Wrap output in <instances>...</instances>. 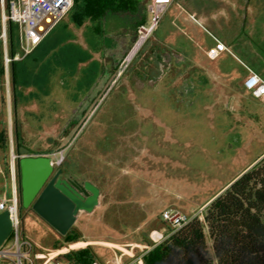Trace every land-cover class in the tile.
Instances as JSON below:
<instances>
[{
	"label": "rangeland",
	"instance_id": "374dc122",
	"mask_svg": "<svg viewBox=\"0 0 264 264\" xmlns=\"http://www.w3.org/2000/svg\"><path fill=\"white\" fill-rule=\"evenodd\" d=\"M175 13V6L170 4L120 74V67L115 73L108 61L100 60V90L94 87L90 91L94 99L78 108L76 125L67 134L63 130L77 108L72 101L81 94L73 87L98 82L95 74H87L91 64L86 62V55L76 59L84 62L78 69L81 72L76 70V85L70 82L71 76L69 82L52 80L45 89L41 81L40 89L30 90L37 96L18 101L14 114L11 87L7 97L2 85L5 104L0 129L6 131L8 147L0 145L4 177L0 179L7 181L9 189L14 181L18 198L16 162L14 178L9 168L11 150L14 155L15 149L48 155L53 163L73 157L77 165L70 163L66 169L79 183L91 181L100 195L93 211L79 212L70 230L103 264H108L114 254H123L124 264L128 258L143 264L141 255L150 248L134 243L159 226L162 210L172 207L187 215L198 213L200 206L210 202L264 152V104L242 88L246 74L243 65L264 79V0L222 1V11L210 30L233 56L224 53L209 60L185 42L189 54L197 55L193 75L183 74L182 67H172L170 59L171 67L164 74L143 82L134 72H146L143 60L150 56L155 37L172 32ZM55 58L50 60L55 62ZM68 60L71 62V57ZM16 65L18 70L20 65ZM19 236L32 244L31 260L34 253L46 255L63 247L68 251L82 249L68 248L64 235L30 209H20ZM0 250L13 253L11 236ZM15 259L0 256V264H13ZM44 260H34L33 264ZM59 260L63 264L69 261L63 256Z\"/></svg>",
	"mask_w": 264,
	"mask_h": 264
},
{
	"label": "trees",
	"instance_id": "16d2710c",
	"mask_svg": "<svg viewBox=\"0 0 264 264\" xmlns=\"http://www.w3.org/2000/svg\"><path fill=\"white\" fill-rule=\"evenodd\" d=\"M4 2L5 11H8L12 0H4ZM70 9L76 15L78 22L89 20L93 24L94 31L101 36L115 35L121 30L126 32L128 30L134 32L136 37L138 27L148 20L147 5H143L142 0H72L68 10ZM6 32V53L9 58H13L19 52L17 26L7 22ZM2 56L3 47L0 42V84L3 85ZM15 62L16 60H13L9 64L10 87L20 81ZM119 66L115 67V73ZM76 122L77 120H68L63 133L67 134L73 129ZM7 144L6 131L2 130L0 145L6 147ZM17 155H20L18 150ZM61 164L62 162L57 168H61ZM16 172L20 212L22 207L19 199L17 167ZM159 222L167 229V235L162 241L154 244L148 233L137 238L135 242L150 248L144 250L141 255L143 264H264V156L240 172L224 190L207 203L203 208L202 220L192 218L176 230L160 219ZM70 229L63 236L66 245L70 244V249L84 247V244L77 242L80 238H77ZM9 236L12 237V234L10 233ZM61 247H55L54 250ZM88 248L68 251L61 256L67 260L89 264L95 259ZM65 250H67L65 247L61 249V251Z\"/></svg>",
	"mask_w": 264,
	"mask_h": 264
},
{
	"label": "crops",
	"instance_id": "0c3cea01",
	"mask_svg": "<svg viewBox=\"0 0 264 264\" xmlns=\"http://www.w3.org/2000/svg\"><path fill=\"white\" fill-rule=\"evenodd\" d=\"M222 1L223 0H172L171 6H175L176 8V13L171 20V24L173 26L172 32L165 34L160 38L155 37L149 51L150 56L148 59L143 60V67L146 69V72L143 73L135 71L134 74L141 79V81L148 82L149 80L159 78L172 66L177 70L182 67L181 71L185 75L187 72H190V74L193 75L194 65L196 64V61L193 59H197V55L191 53L189 54L191 50H189L188 45H185V42L192 44L193 51L200 52L205 56V51L213 45V40L210 35L220 40V38L210 30V27H213L212 25L214 24V19L217 18L222 11ZM147 2L148 0H146V3ZM67 16L69 17L68 19H66ZM134 37V32L128 30L127 32L121 30L119 34L115 35L101 36L94 31L93 24L89 20L78 22L76 15L70 9L66 16H64L63 19L52 27V29L29 54L16 60L15 68L17 69L16 64L20 65L17 70L20 81L15 86L12 85L11 87L12 114L15 113L14 110L17 103H19L18 101H24L30 97L37 96V93L33 96L30 90L33 87H38L40 89L41 85L39 86V83L41 81H43L42 83H45V85L42 86V89H45L47 83H51L52 80L55 81L59 79V81L69 82L68 79L71 76L70 82L72 81V85H76L78 79L76 77V73L77 71H79V73L81 72V70L78 69L84 64V62H80L76 59L78 56L86 55V62L91 64V69L87 71V74H95L97 79L96 82H98L94 85V81L92 80L88 86L78 87V85H76L77 87H73L75 90H80L81 94L78 95L76 99H73L72 105H75L77 108L73 111L72 118L68 120H76L74 115L76 114L78 108H83V106L89 105V102L94 99L93 95L90 94V91H92L94 87H96L97 91L100 90V63L104 60L108 61L111 69L115 72V67L121 63L131 48ZM54 55L56 57L55 62L50 60L51 56ZM62 55L66 56L65 60L61 58ZM69 57H71V62L68 60ZM170 59L172 60L171 66ZM191 59L192 61H190ZM164 60L168 61V64L165 63ZM50 62H52L51 68L49 67L51 64ZM255 73L258 74L257 72ZM57 75H61L60 78H56ZM179 77L180 76L176 77L175 81L177 83H179ZM1 91L2 84H0V117H4L3 106L5 102ZM259 102L264 104L263 101ZM0 124H3L2 119H0ZM2 130L3 129H0V131ZM6 147H8V145ZM11 152L13 151L11 150ZM15 153H17L16 149ZM19 153L20 156L33 155L25 152L22 153L20 151ZM262 156H264V152L260 154L257 159H260ZM0 161L3 163L2 159ZM61 162V168L67 167L70 163L76 164V160L70 156H65ZM1 175L2 172L0 169V178L2 179L3 176ZM1 179L0 199L3 195L9 193V185L7 181H2ZM90 183L92 182L90 181ZM206 205L207 202L200 206V209L204 208ZM158 225L159 226L157 228L151 229L149 234V238L154 244H157L159 240L167 235V229L162 226L160 222H158ZM154 235H157V237H153ZM134 244L137 246L136 243ZM69 245L70 244L67 245L68 248ZM142 246L147 248L144 245ZM83 248L85 247H82V249ZM130 249H132V247ZM128 256H132V254H128ZM127 260V264H138L139 262L134 261L131 258H128Z\"/></svg>",
	"mask_w": 264,
	"mask_h": 264
},
{
	"label": "built area",
	"instance_id": "2783aa9c",
	"mask_svg": "<svg viewBox=\"0 0 264 264\" xmlns=\"http://www.w3.org/2000/svg\"><path fill=\"white\" fill-rule=\"evenodd\" d=\"M172 3V0H148L147 11L148 20L145 24L138 27L135 40L128 53L120 63L118 74L125 67L126 62L130 60L131 51L137 46V49L146 41V39L156 29L162 13ZM72 5V0H12L10 8L5 11V2L0 0V42L3 47V69H4V89L9 97V64L13 60H18L29 54L43 37L52 29V27L63 17ZM11 22L17 26L18 30V47L19 53L13 58H9L6 53V23ZM213 40L212 47L205 51V56L209 60L218 58L221 54L226 53L233 56L232 52L224 43L210 35ZM134 52V53H135ZM133 53V54H134ZM246 75L242 80V88L254 99L264 102V79L256 74L252 69L243 65ZM20 155H14L11 152L9 158V168L11 177L14 178L15 162ZM8 213L10 227L13 239V253L3 252L0 250V256L7 259L10 256L16 257L12 260L13 264H33L34 260L45 259L42 264H63L59 259V254L64 255L68 252L56 251L55 253H46L41 255L34 253L31 260L30 253L32 244L19 236V210L18 198L14 185L9 189V193L3 195L0 199V213ZM192 218L203 219V208L198 213L187 215L175 208L169 207L161 211V222L169 225L174 230L181 228ZM123 254H114L108 264H122L121 257ZM67 264H83L74 260H69ZM89 264H101L93 261ZM139 264V262H138Z\"/></svg>",
	"mask_w": 264,
	"mask_h": 264
},
{
	"label": "water",
	"instance_id": "95a60500",
	"mask_svg": "<svg viewBox=\"0 0 264 264\" xmlns=\"http://www.w3.org/2000/svg\"><path fill=\"white\" fill-rule=\"evenodd\" d=\"M48 155H25L16 161L20 206L30 209L61 235H65L79 212H92L98 205L99 189L83 181L59 178L61 169H55ZM11 231L8 213H0V247Z\"/></svg>",
	"mask_w": 264,
	"mask_h": 264
},
{
	"label": "flooded vegetation",
	"instance_id": "af4514ba",
	"mask_svg": "<svg viewBox=\"0 0 264 264\" xmlns=\"http://www.w3.org/2000/svg\"><path fill=\"white\" fill-rule=\"evenodd\" d=\"M59 169H61V174L59 175L60 179L67 180V181H73L77 186L80 187L81 183L77 182L78 180L75 177L74 173L69 172L68 169H66V167L59 168Z\"/></svg>",
	"mask_w": 264,
	"mask_h": 264
},
{
	"label": "bare ground",
	"instance_id": "6f19581e",
	"mask_svg": "<svg viewBox=\"0 0 264 264\" xmlns=\"http://www.w3.org/2000/svg\"><path fill=\"white\" fill-rule=\"evenodd\" d=\"M137 46H138V45H136V47L132 50V53L130 54L129 58L133 55V53H134L135 50L137 49Z\"/></svg>",
	"mask_w": 264,
	"mask_h": 264
}]
</instances>
